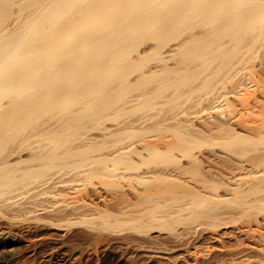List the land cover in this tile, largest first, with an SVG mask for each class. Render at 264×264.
I'll return each instance as SVG.
<instances>
[{
	"label": "bare ground",
	"instance_id": "bare-ground-1",
	"mask_svg": "<svg viewBox=\"0 0 264 264\" xmlns=\"http://www.w3.org/2000/svg\"><path fill=\"white\" fill-rule=\"evenodd\" d=\"M109 3H115L117 7L108 8L107 4ZM147 55L154 56L153 58L148 57L149 59L152 58L153 61L156 60L153 67L149 69L146 67L147 70L142 69L143 71H141L139 69L136 71L135 67L138 62L142 63V59L144 57L147 59ZM263 59L264 0H0V99L2 97H7L4 103L0 100V150L9 142L12 144L13 140H18V137L22 138V134L19 135V133L27 129L26 127L28 125L32 126L33 124H37L39 120L43 122V117L47 114H49L48 116L51 118V121L48 122V119L46 123H38V125L40 124L39 126L37 125L38 127L35 125L36 128H32L33 136L39 139L37 140L33 137L34 139L32 138V140H36L35 142L40 140H45L43 142L46 143L50 142L48 143L51 145L49 146L50 148H45L43 142L41 145L37 143L38 146L33 145V147H37V150H35L36 152H33L34 154L31 153L30 155L27 153L29 155L22 157V154L26 153L25 151L28 152L29 150L30 152L32 150L27 147V143L31 140L30 139L26 141L27 143H23L26 144V147L22 150L21 147L19 148L18 146L19 150H17L20 152L16 154L14 152L0 161V193L6 191V189L3 188L10 184L7 183L9 177H16V175L20 174L22 176L36 174L38 173L37 170L42 168L52 169V171H56V173L54 172L55 175H58V173L62 172H65L63 174H67L66 171L72 173L74 170H80L83 173L86 169L82 170L80 168L86 167L88 169L90 167L88 170L91 171L93 169L92 167H98L99 172L104 177L107 176L106 178L108 179L109 177H117L120 179L118 182L122 183L123 180L121 181V179H124L126 175L127 177H132L133 172H122L123 167L120 166L119 168L121 169L117 172L115 169L110 168L112 164L117 163L118 165L124 163L127 167L132 168V166L138 163L136 161L137 159L142 163L148 161L158 163L162 160L163 156H165L167 160L169 159L170 162H172V159H175V163H177V159L173 156L174 154L172 155L173 152L170 153L173 151L172 148L178 149L177 151L180 150V152H187V147H189L187 145L189 144L185 145V143H190V145H192L194 141L188 137L186 139L185 137H179V139L177 138L179 142L176 144L175 140L177 139L171 138L169 130H167L169 135H167L166 141L165 135L167 133L165 135L163 134L165 132L164 129L162 134L165 138L160 136L163 137V141L158 142V140H155L156 142H153L154 140L152 139V141L147 139L143 140V137L141 139L138 132H134V134H138L137 136L140 137L139 140L141 139L140 141L138 140L135 147L134 145L129 147V143H132V139H128L126 142L129 148L125 150V147H122L125 151H121V148L118 146L120 151L115 152V150H117L115 149L114 154H110L111 151L107 152L110 154L108 156L96 155V151H94L95 154H92L93 156H89L90 153L86 156L85 150L87 147L84 146V144H86L85 141V143H83L84 147H82V145L81 147H77L76 144L75 146L77 148H69V146L72 145L69 142H72L70 138L72 133V136H74V132H80L86 125L87 127L91 126V124L98 126V123L105 119L116 121V118H118V116L121 115L120 113L126 108L125 105L127 101L125 102L124 99L128 100V96L125 97V95L132 90L133 93H135V88H137L136 84L139 82L142 83V80L150 77L153 79L152 76L156 78V76L160 74H163L162 76L166 74L167 77L164 76V78L167 80L168 77H173V75L174 77H176L175 75L178 77L179 74L182 73L184 75L185 73L187 83L185 87L188 86V90H185L188 91L187 95L190 99V103H187H192L193 107L198 106L197 102L201 104L203 101H206L204 104L206 103L205 105H207V100H209L208 103H211V106L214 105L212 103H215V105L217 104L210 109L207 107L209 110L206 111L207 113L204 111L207 116L204 119L203 116H205V114L203 112L201 113L203 115L200 114L198 116L197 112L193 113L198 118L202 116L201 121L203 120L204 126L203 131L199 128L198 130L200 131L195 130L205 137L203 141L206 142V147L213 148L203 153H197L199 154L198 156L191 155L192 157L190 156V159L192 161L189 160V162L192 163L190 166L193 165V162L203 161L205 165L207 163L215 166L214 164H225L228 161L231 167V161L222 150L227 149L231 157L233 155H231L232 153L228 148H233V150H235L234 153L238 154L237 158L233 156L231 159L236 158V165L238 166L236 170H240V174L233 175V173V176L229 178V180L234 182L235 188H229V186L227 188H221L222 190L220 191H223V194L218 196L224 197L226 200L225 197L228 196L227 198H229L230 195H234L232 197L238 198L236 191L242 193L240 196L246 201L245 208L248 221L245 225L243 224L244 226L240 231L242 233H247V235H255L259 240V238L263 236L261 230H264V221L262 219L260 221L256 219L255 214L258 215L259 212H264V196L259 197V191H261L260 187L264 185L259 187L260 190L257 189L258 192L255 190L258 185L264 184V81L258 76L257 70L260 68L262 69ZM93 72L95 73V77L89 80L88 76ZM183 75L180 76L183 77ZM158 77L159 76H157V79H159ZM175 79L173 78L171 81ZM166 80H164V83ZM183 80H185L184 77ZM153 81L156 82V79ZM149 82L150 81H147L146 84H149ZM158 82L157 90L160 91L164 86H161ZM172 83H174V81ZM183 83L184 82H182V84L178 83L176 86L179 84L183 85ZM154 84L153 86H155ZM139 86L141 85L139 84ZM182 87L183 86H181V88ZM141 88L136 91H139ZM155 88H152V91L154 89V95H158V93L156 94ZM172 93L173 95L170 98L176 96L173 91ZM130 94L132 93L128 95L130 96ZM137 94L142 97L141 92H136V94L133 95L136 97ZM177 95L179 96L181 93ZM163 96L167 95L165 94L162 95V97ZM186 97L184 96V99L188 98ZM146 99L147 97L145 100ZM158 99L159 98L156 100L160 103ZM134 100L135 99L132 101ZM136 100L137 102L138 100L143 101V99ZM175 100H177V98ZM130 102L131 100H128V103ZM139 102L141 103V101ZM149 102L151 103L152 101L149 100ZM143 103L144 101L142 104ZM156 103L157 102L154 100V105ZM162 103H164V99L161 104ZM165 103L163 110H165L169 102L165 100ZM134 104L136 103L132 105L134 106ZM142 104L140 105L142 106ZM132 105L130 104L131 107ZM201 105L203 106V103ZM127 106H129V104ZM156 107L157 106H155V108ZM199 107L202 109L201 106ZM136 108L138 107L136 106ZM192 108L190 106V109ZM200 108H196L198 112ZM152 109L149 110L151 111ZM157 109H159V107H157ZM196 109L194 108L192 110ZM137 110L138 109H136V111ZM160 110L162 111V109ZM129 111L132 113H126V115L133 116V110L130 108ZM140 111L143 113L142 110ZM191 111L189 110V113ZM158 112L154 111L150 112V114L152 115L154 113V116H157L156 113ZM147 113H149V111H147ZM139 114L140 113L137 114V118ZM193 114L190 113V115ZM190 115L188 114L187 116ZM127 116H125L123 120H121V118H119V120L122 122L126 121ZM196 116L195 118H188H193L195 120L197 119ZM147 117L149 118V116ZM141 118L143 119V117ZM131 119L132 118H130V121ZM147 119L144 121H147ZM193 119L191 120L192 126L193 122H196L193 121ZM153 120H155V118L151 121ZM136 121L135 125L137 126L139 123L141 124V122L144 124V121L139 120V123L138 120ZM111 122L113 124L114 121ZM122 122L115 123L113 126L107 128H103L104 126H101V128L97 127V129L100 128L97 136H103V138L107 135L118 134L120 136L126 128L127 130L129 128L127 125L128 121L124 123L125 126ZM105 123L104 121V124ZM107 123L109 124L110 122ZM157 123L158 122H156V124ZM148 124H150V122H148ZM171 125H173V123ZM96 126H91L90 128L94 129ZM152 126L150 127L152 128ZM163 127H161V129ZM148 128L149 126L147 129ZM131 129H133V126L132 128L130 127V130ZM135 129L137 128L135 127ZM143 129L145 130V128ZM177 129L178 128L174 130V128H172L170 130L176 131ZM26 131H24L25 135L27 133ZM133 131L134 129L132 132ZM88 132H82V134L84 133L85 135V133L88 134ZM94 133L93 131V135ZM152 133L153 132H150V134L148 133L149 138ZM155 133L161 134V132ZM32 134L27 133V135ZM126 134H128V132ZM194 134L196 135L195 132ZM27 135L25 137H27ZM152 135L154 137L155 134ZM176 135H178V133H176ZM80 136L78 135L79 141L82 140ZM85 136V138H88V141H90V136ZM126 136L124 137L126 138ZM75 137L74 139H77L76 134ZM155 137L158 138V136ZM194 137L193 135V138ZM114 138L109 139L114 140ZM121 138L123 137L120 136V139ZM109 139L106 137V141ZM134 139L137 140V137ZM255 139L260 142L256 143L257 141ZM77 140L76 143H78ZM93 140L94 139H92V142ZM254 140L256 142H254ZM19 141H22V139H19ZM118 141L120 140L118 139ZM122 141L124 140L122 139ZM172 141H175L174 146ZM108 143L111 142L109 141ZM102 144L103 141L101 145H98V148H100L99 146H102ZM111 144H113V141ZM120 144L123 145V143H119L118 145ZM115 146L116 144H113L114 148H116ZM192 148H194V145ZM92 149L90 148L87 150L89 151ZM233 150L231 151L233 152ZM3 151L5 152V150ZM103 152L106 151L104 150ZM229 153L227 152L228 156ZM2 154L5 155V153ZM239 156L240 158H238ZM135 157L136 160H134ZM0 158L2 159L3 157L0 156ZM184 158L186 157H183L182 160ZM169 161L166 163L167 165ZM186 161L188 162L187 159ZM24 162H34L33 165L35 163L37 165H31L30 167L29 164H25ZM22 163L27 166L22 167L20 165ZM107 163L109 164L107 165ZM229 164L225 165L229 166ZM234 164L232 163V166H235ZM20 166L22 168H20ZM152 166L154 165H151V167ZM159 166H161L160 163ZM165 166H161L160 170L155 167H150L151 169H149L148 166V168L145 167L147 169L144 171H142V169V172L138 170L141 172L140 174L134 172V178L139 180L142 185L139 186L137 180H134L133 183L137 182L138 184H136L139 186V189L143 187L141 190L134 191L136 197H138L137 200L141 201L140 197L147 196V192H151L153 189L154 196H161L163 200H165V196H174L179 200L180 198H182V200L184 198L196 199L202 196L201 194L203 193H199L197 189H193V186V188H190L184 183L185 187L174 182V184L169 182L170 178L175 177V172L179 170L175 169L177 166L174 164H171L173 168L168 166L169 170L168 168L166 169ZM178 166L181 167L180 164ZM190 166L188 165V167ZM163 167L165 169L162 171ZM227 167H225L224 170L227 169ZM136 168H138V166H136ZM216 168L218 169L217 166ZM98 169L95 170L96 173ZM182 169L184 168L182 167ZM164 170L166 171L164 172ZM80 171H78V173ZM87 172L83 173V175L80 174V177L81 175L86 177L91 173L87 175ZM228 172L229 171H227V174ZM235 172L237 173V171ZM39 173L41 174V172ZM78 175L79 174L76 175L75 173V177ZM182 175H184L183 171L181 176ZM212 175L214 177V173ZM92 176L95 177V175ZM43 177L45 178V176ZM88 177L90 178V176ZM206 177L208 176L206 175ZM18 178L20 177L18 176ZM130 179L133 178H128L127 180ZM113 180L114 179H112V181ZM183 180L184 177L181 181ZM112 181L110 182L111 184ZM178 181L180 180L178 179ZM118 182L116 183L118 184ZM194 183L192 182V184ZM89 184L91 185V183ZM127 184L129 183L127 182ZM123 185L126 186L124 181ZM131 185L136 187L135 184ZM127 187L128 186H126V188ZM132 188L133 187H131V190ZM138 188L136 187L134 189L136 190ZM131 190L130 194L132 196L133 190ZM216 191L218 192V190ZM248 192H252V196ZM261 192L264 193V189ZM258 193L259 195H257ZM245 194H250L249 198H247ZM253 194L257 195L258 198ZM171 197H169V199ZM250 197H253V200H251ZM151 199L152 196L143 198L146 203L153 202L152 205H148V207H146L145 204V208L144 206H140L141 204L140 202L138 203L137 200L133 203L135 207H140L138 210H140L141 207L143 208L140 211L137 210L138 212L136 211L137 215L136 213L135 215L137 217L134 220L141 221L144 224L142 226H145V229L147 228L149 230L162 226V223L156 225L157 222L159 224V221H161V216L156 215V212L159 210L158 208L161 207L160 203L157 199ZM246 199L249 200L247 201ZM6 200L7 199H4V201ZM238 200L241 201L242 199ZM182 202L180 201L182 204H179L180 206L178 208L187 210L189 204L185 203L186 199ZM242 202L244 203V200ZM136 203L140 205H136ZM243 203L241 206H244L245 203ZM163 207H165V205H163ZM243 208L244 207H242L241 210H243ZM160 212L161 209L158 213ZM104 221L108 222V220ZM116 221L118 220L116 219ZM105 222L103 223L104 225L107 224ZM241 223L243 222L241 221ZM128 224L130 223L128 222ZM122 226L123 225H120V227ZM57 227H59V225ZM252 238H254V236ZM260 239L263 240L264 236Z\"/></svg>",
	"mask_w": 264,
	"mask_h": 264
},
{
	"label": "rangeland",
	"instance_id": "rangeland-1",
	"mask_svg": "<svg viewBox=\"0 0 264 264\" xmlns=\"http://www.w3.org/2000/svg\"><path fill=\"white\" fill-rule=\"evenodd\" d=\"M107 7L108 8L117 7V4L109 3V4H107ZM146 57H147V59H145V57L142 59V61H143L142 63L138 62L137 66L135 67L136 71L139 69L141 71H143L144 69L147 70V69L153 67L154 62H156V60L153 61V59H152L154 56L147 55ZM148 57H152V58L149 59ZM147 61H148V63H147ZM150 63H152V64H150ZM262 63H263L262 69L260 68L257 71H258V76L260 77V79L262 81H264V59L262 60ZM139 67H141V68H139ZM146 67H148V68L146 69ZM162 75L161 74L157 75V76H159L158 77L159 79H157V76H156V78H154L155 76H152L153 79H151V77H150L148 79L142 80L141 81L142 83H140V82L137 83L136 84L137 88L134 87L135 93H133V90H132L129 92V93H132V94H130V96L128 95L129 93L127 95H125V97L128 96V100L129 101L131 100V102L128 103V100L124 99L125 102L127 101V104L125 105L126 108L123 110L125 112L122 111L120 113L121 115L119 114L120 116H118V118H116V121L111 120V119H105V120L100 121L98 123V126L91 124L92 127L96 126V128H94V129L90 128L91 126L87 127V125H86V127L83 128L80 132H78V131L74 132L77 136V139H78V135L80 136V134H81L80 137H82L81 138L82 140H80V141H79V139L78 140L74 139L76 137H75V134H74V136H72L73 135V133H72V135L70 136L72 142H69L72 145H70L69 148H77V147H81V145H82V147L85 146V147H87V149L93 148L92 150H89V151L87 149L85 150L86 156L88 153H90L89 156L90 155L93 156L92 154H95L94 151H96V153H97L96 155L108 156L111 153L114 154L115 152L120 151V150L125 151L127 148L131 147L132 145H134V147H135L138 143L139 138H140L139 136H141V139L143 137V140H146V139L150 140V141L154 140L153 142H156L155 140H158V142L163 141L164 140L163 137L165 138V136H166L165 140L167 141V137H168L167 135H169L167 133V130H169V132L171 133V138H175V139L178 138L179 139V137H185V139H186L188 137L194 141V142H192V145H190V143H185V145L189 144V145H187V146H189V147H187L188 151L187 152H180V150L177 151L178 149L172 148L173 151H171L170 153L173 152L172 155L174 154L173 156L177 159V163H175V159L174 160L172 159V162H170L169 159L167 160V158H165V156H163L162 160H160L158 163H154L153 161H148V162L142 163L141 161L139 162L138 159L136 160V157H135L134 160H136L138 163L135 166H132V168L127 167V165L124 163H121L118 165H117V163L112 164L110 168L115 169L117 172H119V170L121 169V168H119V166L123 167L122 172H124V171H125V173L133 172L132 177H127V175H126V177L124 179H121V181L123 180L124 184L126 186H128L127 188H126V186L123 185V181H122V183L118 182V181H120V179L117 177H115V178L109 177V179L106 178L107 176L104 177L99 172L98 167H92L93 169L94 168L95 169L94 170L92 169L91 171L88 170L90 167L88 169L86 167L80 168L82 170L86 169V171H84L83 173L88 171L86 173L87 175L91 172L88 175V176H90V178L88 176H86V177L82 176L83 173L80 170H78L79 168L77 170L80 171L81 173L80 172L78 173V171L74 170V172H72V173L66 171L67 174H63L65 172H62V173H58V175H55L56 171H52V169H46V168L43 169L42 168V169L37 170L38 173H36L37 171L34 172L36 174H30V175H25V176H22L20 174L21 176L16 175V177H13V176L9 177L7 179V181H8L7 183H10V184L5 186L6 188L5 187L3 188V189H6V191H2L3 190L2 189L1 190L2 192L0 193V198L3 196L1 198L2 200L0 199V264H264V242H262V241H264V239L263 240L260 239V238H263V236H264V230H261L262 231L261 234L263 236L260 237L259 240H258V237H255V235H252V234L247 235V233H244V232H243L244 233L243 234L240 231L241 228L248 221L247 220L248 216H247L246 208H245L246 207V201L244 198H242L240 196V194H242V193L236 191V195H238V198L232 197L234 195H230L229 198H227L228 196L225 197L226 200L224 199V197H219L220 195L223 194V191H220V190H222L221 188H224V187L227 188L228 186H229V188H235V184H233L234 182L229 180V178L235 174L236 175L240 174V170H238V169L236 170V168L238 167L236 165V162H237L236 158H237L238 154L234 153L235 150H233V148H228L230 150V152L232 153L231 155H233L234 157L236 156L235 159H231L233 156L232 157L230 156V153H229V151H227V149L222 150V152L226 153L227 158L231 161V167H230V164L228 163V161H227V163H225V164H229V166L227 165L228 167L224 163L214 164L215 166H212V165H209L206 163V165H207V168H206L205 162H203V161L202 162H193V165L195 167L193 165L190 166L192 163V162H189V160H191L190 158L192 157L191 155L198 156L199 154H197V153H199V152L203 153V152H206V150L213 148V147H206L207 144H205L206 142L203 141V139H205V137H203V135H200L199 132L197 133L196 130H198V128L201 129V131L204 130L203 120L201 121L202 116H199L200 118H198L197 116L200 115L202 112L204 113V111L206 112L211 107H214L215 103H212L214 105L211 106V103H208L209 100H207V105H205L206 103L204 104V102H206V101H203V102H201V104L203 103V106L200 104V102H197L198 106L193 107L192 103L189 104L190 99H189V96L187 95L188 91L185 90V89L188 90V86L185 87V84H187L186 78H185L186 74L184 73V75H183L181 73L178 75V77H177V75H175L177 78L174 77V75L172 74L173 77L172 76L168 77L167 80H166V78H164V76L167 77L166 74H164V76H162ZM180 75H183L185 80H183V77H181ZM94 77H95V73L93 72V73L89 74L88 79L91 80ZM173 78L174 79L176 78L175 80H173L174 83H172L173 81H171V79H173ZM155 79H156V82L153 81ZM180 79H181V82H180ZM146 80L150 81L149 82L150 86H149V84H146V82H147ZM164 80H166L165 83H164ZM157 82H158V84H161V86H164V87H162V90H160V91L157 90ZM170 82H171V84H174V85H171ZM182 82H184L183 85H180V84H182ZM178 83H180L178 85L180 87L176 86V84H178ZM139 84L141 86H139ZM153 84L155 86H153ZM143 86H144V89H143ZM181 86H183V87L181 88ZM139 88H141L139 91L141 92L142 97L138 94L135 97L134 95L136 94V92L140 93L139 91H136ZM152 88L156 89V94L158 93V95H154L155 90L153 89V91H152ZM174 88H175V90H174ZM177 88L178 89L180 88V89L178 90ZM160 89H161V87H160ZM183 90H184V92H183ZM172 91L176 94V96H178L177 95L178 93H181V95L178 96L179 98L176 96L173 98H170L173 95ZM175 91H177V92H175ZM165 94L167 96L162 97V95H165ZM151 96H152V98H151ZM184 96L185 97L187 96L188 98L186 97L187 99H184ZM146 97H147V99L145 100ZM167 97H168V99H167ZM180 97H183V98H180ZM157 98H159L158 100H160V103H158V101L156 100ZM176 98H177V100H175ZM133 99H135V100L132 101ZM136 99H143L144 103L142 104V102H143L142 100H138V102H137ZM163 99H164V103L161 104ZM0 100L3 101V103H4L5 102L4 100H7V97H2ZM149 100L152 101L151 102L152 104L149 102ZM154 100H155V102H157L155 105H154ZM165 100H166V102H169V103L171 102V103L170 104L167 103V107L165 108V110H163L165 107V104H166ZM139 101H141V103ZM231 101H232V99H231ZM187 102H189V103H187ZM133 103H136L137 105L134 104V106H133L132 105ZM149 103L151 106L149 105ZM128 104H129V106H127ZM130 104L132 105L133 108L130 106ZM140 104H142V106ZM208 104H210V105H208ZM136 106L138 108H136ZM155 106L159 107V109H157V107L155 108ZM190 106H191V108L193 107L192 109L200 108L199 106H201L202 109L200 108L199 112L201 110L202 111L199 113L197 109L196 110L190 109ZM127 107H128V109H127ZM151 107L154 109L155 112L159 111L158 113H156L157 116H154L155 115L154 113L152 115L150 114V112H154ZM160 107H162V108H160ZM207 107H209V109H207ZM130 108L134 112L133 116H130V115L127 116L126 115V113L127 114L132 113L129 111ZM136 109H138V110L136 111ZM146 109H148V110H146ZM149 109H152V110L150 111ZM160 109H162V111ZM140 110H142L143 113H141ZM144 110H146V111H144ZM189 110L190 111L192 110L190 112L192 114L197 112V116L195 114L190 115ZM147 111H149V113H147ZM137 112L141 114V115L139 114L140 118L139 117L137 118V114H138ZM144 112H146V113H144ZM159 113H160V115L161 114H163V115L160 116ZM166 113H167V115H166ZM185 113H186V115H185ZM206 113H204L205 116H203V119L207 117ZM134 114L136 115V117ZM188 114L190 116H187ZM48 115L49 114H47L46 116L43 117V119H44L43 122H42V120H39L38 123H40V124L46 123L48 119H49L48 122L51 121V118ZM146 115L149 116V118ZM201 115H203V114H201ZM125 116H127L126 121L122 122L119 120V118H121V120H123L125 118ZM195 116L197 119L194 120L193 118H195ZM133 117H134V119H133ZM141 117H143V119ZM188 117H193V118H188ZM130 118H132L131 121H130ZM153 118H155V120H157V121H155V120L151 121ZM146 119H147V121H144ZM192 119H193V121L197 122V123L193 122L194 127L192 126V123H191ZM136 120H138V123L140 121H144V124H143V122H141V124L139 123V125L137 126V125H135ZM176 120H177V122H176ZM198 120H200V121H198ZM104 121L106 122L105 124H104ZM111 121H114L113 124L120 123V122H122L124 124L125 122L128 121V123H127V125L129 126L128 130L126 128L125 129L126 132L123 131V134H120V136H122L123 138L120 139V136L118 134L107 135V136H104V138H103V136H97L99 134L98 131L100 130L101 126H104L103 128L113 126ZM107 122H110V123L108 124ZM148 122H150V124H148ZM156 122H158V123L156 124ZM38 123L33 124L32 126L28 125L26 127L27 129L23 128L25 130H23L22 132L20 131V133H19V135L22 134L21 135L22 138L18 137V140L16 139L17 142L15 144H14V142L16 140L15 141L13 140L12 144H10L11 142L6 144L0 150V156L3 157L2 159L0 158L1 159L0 161H2L4 158L9 156L10 154H13L14 152H15V154L17 152H20V151H18L19 150L18 146H19V148L21 147V150H22L23 148L26 147V144H23V143H27L26 141L30 140V139L31 140L28 141V143H27L28 144L27 147H29L30 150L31 149L32 150L30 152H29V150H28V152L25 151L26 155L22 154V157L23 156L26 157L29 154L31 155V153H33V152L35 153L36 152L35 150H37L36 149L37 147H33V145L38 146L37 143H39V145H41V143L43 141H45V140H40V141L35 142L36 140H32V138L35 137L32 134V128L33 127L36 128L35 125L37 126ZM172 123H173V125H171ZM145 124H146V126H145ZM152 124H153V126H152ZM188 124L190 125V127ZM124 126H125V124H124ZM132 126L134 129L133 132H132L133 129L130 130V127L132 128ZM139 126H140V128H139ZM148 126H149V128L147 129ZM150 126H152V128ZM97 127H100V128L97 129ZM135 127L137 129H135ZM141 127H142V129H141ZM161 127H163V128L161 129ZM103 128H102V130H103ZM143 128H145V130ZM156 128H158V129H156ZM159 128H160V130H159ZM172 128H174V130L176 128H178V129L176 131L170 130ZM90 129H91V132H90ZM140 129H141V131H140ZM163 129L165 130V132L163 134L165 135L167 133L165 136L162 134V131H164ZM190 129H192V130L194 129V130L192 131ZM88 130H89V132H88ZM146 130H148V131H146ZM24 131H26L27 133H30L32 135H27V133H26L27 137H25L26 135H25ZM93 131L95 132L94 135H93ZM154 131L155 132H161V134L160 133L156 134ZM198 131H200V130H198ZM82 132H88V134L85 133V135H87V137L90 136L89 137L90 141H88V138L87 139L85 138L86 136L84 135V133L82 134ZM127 132H128V134H126ZM134 132H136V133L138 132L139 136H137L138 134H134ZM143 132H145V133H143ZM150 132H153L152 134H155L154 137L158 136V138H156V137L154 138L152 134L150 135V138H149L148 133L150 134ZM194 132L196 133V135L194 134ZM89 133H90V135H89ZM176 133H178V135H176ZM142 134H143V136H142ZM82 135L84 136L85 139L83 138ZM173 135H174V137H173ZM193 135L195 136L194 138H193ZM111 136H113V137H111ZM124 136H126V138ZM129 136H130V138H129ZM134 136L137 137V140L134 139L135 138ZM146 136H148V137H146ZM160 136H163V137H160ZM23 137H25V138H23ZM106 137H107V139H109V138L113 139L114 137L115 138L117 137V138H116V140L114 138V140L109 139L108 141H106ZM35 138L37 139V137H35ZM195 138H197V139H195ZM19 139H22V141H19ZM92 139H94L93 142H92ZM99 139H101V140H99ZM103 139H105V140H103ZM118 139L121 142L118 141ZM122 139L124 141H122ZM128 139H132V143L131 144L129 143V147L127 146L128 144L126 142ZM178 139L175 140L176 144H177V142H179ZM37 140H39V139H37ZM76 140L78 143H76ZM97 140H99V141H97ZM134 140H136V141H134ZM255 140H254V142H256V143L260 142L257 139H255ZM31 141H33V142H31ZM84 141L86 142L87 145L84 144V146H83V143H85ZM102 141H103L102 146H99L100 148H98V145H101ZM109 141L111 143L113 141V144H116V146H115L116 148L113 147V144L108 143ZM169 141L171 142L170 139H169ZM175 141H172L173 146L175 145ZM30 142L33 144H31ZM79 142L80 143L82 142V143L80 144ZM90 142H91V144H90ZM128 142H130V141H128ZM43 143L45 144V148L46 147L50 148L49 146H51V145L48 144L50 142H47V143L43 142ZM69 143H68V145H69ZM93 143H94V145H93ZM119 143H123V145L120 144L121 145L120 146V145H118ZM46 144H48V145H46ZM76 144H77V147L75 146ZM198 144H200V145H198ZM108 145H110V146H108ZM124 145H126V146H124ZM193 145H194V148H192ZM42 146H44V145H42ZM94 146L97 148H95ZM118 146H119V148H121L120 150H119ZM122 147H125V150ZM115 149H117V150H115ZM3 150H5V152ZM104 150L106 152H103ZM114 150H115V152H114ZM231 150H233V152ZM99 151H100V154H99ZM107 152H110V154ZM227 152L229 153V156H228ZM2 153H5V155ZM27 153H29V154H27ZM176 153H178V154H176ZM179 154H181V155H179ZM180 156H182V157H180ZM183 157H186V158H184L182 160ZM238 158H240V156ZM186 159L188 160V162L186 161ZM168 161H169V164L167 165L166 163H168ZM24 163H22L20 165L22 167L23 166L26 167L27 165L26 166L23 165ZM33 163L34 162H26L25 164H29L30 167H31V165L32 166L37 165L36 163L33 165ZM159 163L161 164V166L166 165L165 166L166 169L168 168V166L171 167V164H174L175 166L178 167V168L176 167L175 169H178L179 171L176 170L177 172H175V174H174L175 177L170 178L171 181L168 179L169 182H171V183L174 182V183L180 184L181 186H184V187H185V185H187L190 188L194 187L193 189H197L199 193H201V192L203 193V194H201L202 195L201 197L196 198V199H188V198L183 199V200L186 199L185 203L189 204V207L187 210H181L178 208L180 206L179 204L184 203V202H182L183 201L182 198H180V200H179L174 196H172V197L171 196H168V197L165 196L164 197L165 200H163V197H161V196H157V197L154 196V194H153L154 189L151 190L152 193L150 191L147 192V196L140 197L141 201L137 200L138 197H136L134 191L141 190L143 187L140 189L138 188L142 184H140L139 180L134 178L135 173L140 174L142 171L147 169L148 166H149V169L155 167L156 169L160 170L161 166H159ZM187 163H190V164H187ZM232 163L233 164L235 163L234 164L235 166H232ZM108 164L109 163H107V165ZM157 164L159 167L157 166ZM179 164L181 165V167L178 166ZM113 165H115V166H113ZM151 165H154V166L151 167ZM188 165L191 168L188 167ZM208 165H209V167H208ZM21 166H20V168H22ZM136 166H138V168H136ZM216 166L218 167L219 171L216 168ZM145 167H147V168H145ZM182 167L184 169H182ZM225 167H227V169L224 170ZM126 168H129V169H126ZM165 168L163 167L162 171ZM171 168H173V167H171ZM186 168H187V170H186ZM96 169H98L97 173L95 171ZM260 169H262V168H260ZM41 170H43V171H41ZM138 170L139 171L142 170V171L139 172ZM168 170H169V168H168ZM188 170H190V171H188ZM215 170H217V171H215ZM226 170L229 171L228 174H227ZM165 171L166 170H164V172ZM182 171H183L184 175L181 176ZM235 171H237V173ZM39 172H41V174ZM178 172H181V173H178ZM186 172H187V174H186ZM205 172H207L208 174ZM241 172H243V171H241ZM75 173H76V175L77 174H79V175L77 177H75ZM192 173H194V174H192ZM213 173H214V177L212 175ZM80 174H82L81 177H80ZM191 174H192V176H191ZM92 175H95V177ZM206 175L208 177H206ZM18 176L20 178H18ZM43 176H45V178ZM186 176H187V178H186ZM183 177H184V180L181 181L183 179ZM21 178H22V180H21ZM91 178H92V180H91ZM128 178H133V179L127 180ZM174 178H176V179H174ZM112 179H114V180L112 181ZM178 179L180 181H178ZM192 179H194V180H192ZM134 180L138 181L139 186H137V184H138L137 182H136L137 184L133 183ZM111 181H112V184L110 183ZM129 181H131V182H129ZM72 182H73V184H72ZM116 182H118V184ZM127 182L129 184H127ZM192 182L193 183L195 182L196 184H199V185H196L195 183L192 184ZM89 183H91V185ZM230 183H231V185H230ZM53 184H54V186H53ZM115 184H116V186H115ZM131 184H135L138 189L135 190L134 188H136V187L134 185L132 186ZM232 184L234 185V187ZM200 185H202V186H200ZM263 185L264 184L258 185V187L256 188L255 191H257V189H259V187L263 186ZM14 186H16V187H14ZM32 186H33V189H32ZM119 186H120V188H119ZM104 187H106V188H104ZM117 187H118V189H117ZM131 187H133L132 188L133 191L131 190ZM201 187H203V188H201ZM203 189L205 192L203 191ZM260 189H261V191H263L264 186L260 187ZM130 190L133 192L132 196L130 194ZM216 190H218V192ZM53 191H54V193H53ZM206 191L209 193H207ZM261 191H259L260 195H259V193L257 194V195H259V197L264 196L263 195L264 193H262ZM55 192H56V194H55ZM95 193H97V194H95ZM205 193H206V196H205ZM248 193H250L252 196V192H248ZM250 194H245V196L247 195V198H249ZM207 195L208 196L211 195L212 197L211 196L208 197ZM253 195H255V194H253ZM257 195H255V196L258 198ZM43 196H45V197H43ZM148 196H152L151 200L157 199V201L160 203V206H161L158 208L159 210L161 209V212L158 213L159 210H158V212H156L157 216H161V218H160L161 221H159V224L157 222L156 225H160V223H162L161 224L162 226L158 227V228L157 227L152 228V230L151 229L149 230L147 228L145 229V226H142L144 224L141 221L137 220L138 221L137 222L136 220H134L137 217L136 211L140 208L138 206H136V207L134 206V204H133L134 201L136 202V200H137V202L138 203L140 202V204H141L140 205V204L136 203V205H140L143 207L146 204L145 206L148 207V205H152V203H153V202L152 203L144 202L143 198L148 197ZM203 196H205V197H203ZM169 197H171V198L169 199ZM213 197H215V198H213ZM253 197H250V199L253 200ZM4 199H7V200L4 201ZM62 199H63V201H62ZM158 199H161V200H158ZM238 199H242V200L240 201ZM43 200H44V202H43ZM243 200H244L245 204L242 202ZM246 200L248 201L249 199H246ZM180 201L182 203H180ZM239 201H240V203H239ZM154 202H155V200H154ZM175 203H176V205H175ZM242 203L244 204V206H241ZM127 204H129V205H127ZM162 204L165 205V207H163ZM126 206H127V208H126ZM145 206H144V208H145ZM5 207H6V209H5ZM133 207H135V208H133ZM142 207L140 210L143 209ZM242 207H244L243 210H241ZM164 209H166V210H164ZM140 210H138V211H140ZM173 212H175V213H173ZM135 213H136V215H135ZM167 213H168V215H167ZM122 215H123V217H122ZM162 215H163V217H162ZM245 215H246V217H245ZM255 215L258 217L257 218L255 216L256 219H258L259 221L262 219L264 221V212H261V213L259 212L258 215L257 214H255ZM116 219L118 221H116ZM104 220H106V221L108 220V222H105ZM124 221H126V222H124ZM241 221L243 223H241ZM104 222L107 224L104 225L103 224ZM122 222H123V224H122ZM128 222L130 224H128ZM73 223H75V224H73ZM135 223H137V224H135ZM58 225H59V227H57ZM108 225H109V229H108ZM120 225H123V226L120 227ZM125 225H127L128 227ZM161 228H162V230H161ZM130 229H131V232H130ZM138 229H140V230H138ZM116 230H118V231H116ZM133 231H135V232H133ZM136 231H138V232H136ZM253 236H254V238H252ZM253 239L255 240V242Z\"/></svg>",
	"mask_w": 264,
	"mask_h": 264
}]
</instances>
